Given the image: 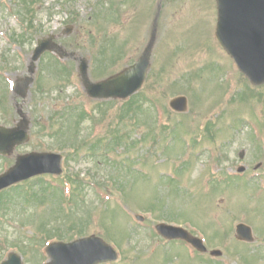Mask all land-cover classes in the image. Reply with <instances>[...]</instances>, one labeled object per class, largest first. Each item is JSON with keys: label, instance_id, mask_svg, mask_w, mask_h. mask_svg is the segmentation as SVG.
<instances>
[{"label": "rangeland", "instance_id": "374dc122", "mask_svg": "<svg viewBox=\"0 0 264 264\" xmlns=\"http://www.w3.org/2000/svg\"><path fill=\"white\" fill-rule=\"evenodd\" d=\"M17 3L19 0H0V56H8L9 61L7 69L0 68V76L4 75L6 81L25 74L29 63L27 52L30 51L12 46L10 42L13 31H23ZM159 3L160 0H40L36 2L34 33L29 45L33 47L39 37L54 34L55 41L68 52L90 59L91 79L98 80L102 76L97 73L100 69L95 58L102 50H106L109 59L116 60L100 65L107 71L105 76L122 70L141 55L150 38ZM161 3L149 76L139 96L141 106L134 112L135 117L131 116L138 121L139 127H134V133L129 131V150L119 155L123 148L115 152L113 144L109 143V156L103 150L96 163L89 154L69 160V169L79 171L81 178L92 181V176H88L92 172L100 180L107 181L113 192L109 193L111 199L129 210L126 215L121 210L117 218L119 206L113 201L106 204V192L93 191L82 206L73 203V207L79 210L80 217L91 220L88 232L103 237L118 250V259L109 264H264V143L260 141L264 135V86L248 93L251 85L214 40L217 19L214 0H162ZM69 28L70 34L66 35ZM107 34L115 43L112 47L105 42ZM116 51L119 59L114 54ZM50 57H44L45 64ZM11 67L17 69L10 70ZM39 69L49 81L44 94L38 91L35 94L33 87V94L23 101V110L29 113L33 126L31 139L18 147L15 154L33 150L67 153L70 145L66 137L61 136L59 140L43 135L40 125H48L55 111L69 101L79 107L77 113L82 104L96 110L94 118H89L81 127L82 139L92 131L91 120H96L95 132H104L109 122L116 119L121 104L86 98L75 66L71 81H65L64 85L65 78L54 80L56 75L50 72L55 73L53 68L43 70L41 62ZM3 86L2 83L0 87ZM178 95L188 97V112L176 113L170 109L169 99ZM18 100L22 102L21 98ZM8 104L12 115L4 119L0 111V123L13 125L16 112L10 96ZM157 123L168 126L161 127L163 125ZM242 151L245 152L243 159L239 157ZM107 158L136 172L125 176L109 171L112 163L105 164ZM9 161L13 162L14 158L0 159V172ZM258 163L262 166L255 170ZM240 164L247 166L242 175L236 172ZM96 165L101 173L94 169ZM64 169L68 171L65 166ZM173 171L182 178L175 184L170 179ZM229 175L236 177L223 181ZM163 180L167 186L174 184L171 190L165 188ZM221 181L217 191H213L212 187ZM157 185L164 188L158 189ZM16 194L15 190L12 194L11 191L0 194V219L3 220L0 222V258L14 250H4L9 241L27 240L33 231L36 234L42 221L54 223L56 217L63 222V228L73 231L67 228V224L76 219L75 212L68 206L67 190L63 193V198L68 200L64 204L57 200L51 209L30 207L26 213L12 202ZM166 200L168 204L164 203ZM181 202H186L188 207L181 210ZM61 205L65 206L63 212L59 209ZM141 206H148V210ZM114 208L115 218L111 213ZM137 213L144 215L142 222L135 219ZM160 218H170L197 235L201 234L209 249L220 248L223 256H195L190 248L191 257L194 255L190 260L183 257L185 261L178 258L171 263L163 262L167 249L174 253L180 250L183 254L187 250L164 244L152 233L151 226L157 223L153 221L164 220ZM239 222L251 225L257 238L250 244L251 259L248 255L243 259V250L235 242V227ZM31 224L33 227H28ZM79 224L83 225L84 221ZM216 232L228 236L216 237ZM26 245L31 249L23 248L26 256L18 251L24 264H42L45 259L34 254L32 242Z\"/></svg>", "mask_w": 264, "mask_h": 264}, {"label": "water", "instance_id": "95a60500", "mask_svg": "<svg viewBox=\"0 0 264 264\" xmlns=\"http://www.w3.org/2000/svg\"><path fill=\"white\" fill-rule=\"evenodd\" d=\"M219 21L217 36L221 45L235 58L241 70L252 83L264 82V0H218ZM155 36L145 49L141 58L131 67L106 80L96 83L89 81L86 71L84 78L89 94L98 98H127L143 84L152 53ZM43 47L38 50V53ZM177 110L186 109V99L176 98L171 102ZM0 138H19V142L27 140L22 131L0 129ZM60 156L53 154L31 153L20 156L17 165L2 178L0 188L26 179L34 174L52 171L60 172ZM157 229L167 238L188 237L187 233L174 226L160 224ZM238 232L251 240L250 228L239 225ZM200 246V243H198ZM203 248L202 246L200 247ZM52 260L47 264H98L116 258L115 251L91 237L70 244L55 243L48 249ZM219 254L218 251L213 252ZM2 264H21V259L10 254L8 261Z\"/></svg>", "mask_w": 264, "mask_h": 264}, {"label": "trees", "instance_id": "16d2710c", "mask_svg": "<svg viewBox=\"0 0 264 264\" xmlns=\"http://www.w3.org/2000/svg\"><path fill=\"white\" fill-rule=\"evenodd\" d=\"M123 110H125L124 112H122L121 116L124 118L126 114H129L130 111L133 110V106H132V100H130L126 106L123 108ZM130 115V114H129Z\"/></svg>", "mask_w": 264, "mask_h": 264}]
</instances>
